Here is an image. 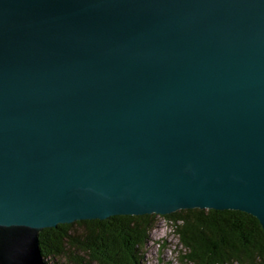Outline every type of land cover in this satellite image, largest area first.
Listing matches in <instances>:
<instances>
[{"label": "water", "instance_id": "water-1", "mask_svg": "<svg viewBox=\"0 0 264 264\" xmlns=\"http://www.w3.org/2000/svg\"><path fill=\"white\" fill-rule=\"evenodd\" d=\"M192 209L264 232V0H0V264Z\"/></svg>", "mask_w": 264, "mask_h": 264}, {"label": "trees", "instance_id": "trees-1", "mask_svg": "<svg viewBox=\"0 0 264 264\" xmlns=\"http://www.w3.org/2000/svg\"><path fill=\"white\" fill-rule=\"evenodd\" d=\"M159 216H114L43 229L38 235L45 264H140ZM169 220L181 264H264V232L257 219L240 211L181 210ZM84 227L76 239L74 226ZM72 251L85 254L79 258ZM62 260L64 263H60Z\"/></svg>", "mask_w": 264, "mask_h": 264}, {"label": "rangeland", "instance_id": "rangeland-1", "mask_svg": "<svg viewBox=\"0 0 264 264\" xmlns=\"http://www.w3.org/2000/svg\"><path fill=\"white\" fill-rule=\"evenodd\" d=\"M83 231L84 227L76 225L70 232L76 239H79L83 236ZM177 244L178 241L172 233L170 223L162 225L158 221L155 229L149 233L147 244L139 250L140 264H181L178 259L179 246ZM72 253L78 255L80 259H85V254L82 252L72 251ZM60 263L64 262L60 260Z\"/></svg>", "mask_w": 264, "mask_h": 264}]
</instances>
